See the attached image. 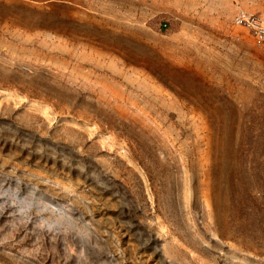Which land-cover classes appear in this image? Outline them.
Instances as JSON below:
<instances>
[{
    "label": "rangeland",
    "instance_id": "obj_1",
    "mask_svg": "<svg viewBox=\"0 0 264 264\" xmlns=\"http://www.w3.org/2000/svg\"><path fill=\"white\" fill-rule=\"evenodd\" d=\"M237 7L264 20L0 0V264H264V45Z\"/></svg>",
    "mask_w": 264,
    "mask_h": 264
},
{
    "label": "built area",
    "instance_id": "obj_2",
    "mask_svg": "<svg viewBox=\"0 0 264 264\" xmlns=\"http://www.w3.org/2000/svg\"><path fill=\"white\" fill-rule=\"evenodd\" d=\"M232 24L245 29L257 44L264 45V20L259 15L237 7Z\"/></svg>",
    "mask_w": 264,
    "mask_h": 264
}]
</instances>
